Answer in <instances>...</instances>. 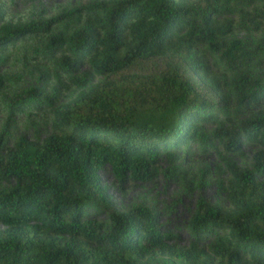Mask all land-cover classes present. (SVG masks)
Wrapping results in <instances>:
<instances>
[{
    "label": "trees",
    "instance_id": "1",
    "mask_svg": "<svg viewBox=\"0 0 264 264\" xmlns=\"http://www.w3.org/2000/svg\"><path fill=\"white\" fill-rule=\"evenodd\" d=\"M55 18L10 17L0 0V61L40 38L49 76L12 92L0 131V264H264V0H97L68 28ZM18 98L48 119L42 138L2 139ZM240 138L250 165L233 158ZM212 139L226 203L198 200L187 244L151 208L113 207L101 166L145 179L160 153Z\"/></svg>",
    "mask_w": 264,
    "mask_h": 264
},
{
    "label": "rangeland",
    "instance_id": "2",
    "mask_svg": "<svg viewBox=\"0 0 264 264\" xmlns=\"http://www.w3.org/2000/svg\"><path fill=\"white\" fill-rule=\"evenodd\" d=\"M92 1L97 0H3L10 17L34 19L36 14L47 18L53 16L56 22L50 28L56 26L58 29L72 26L85 6ZM242 34V31L237 32L238 36ZM41 40H18L12 48L7 49L6 58L0 61V131L5 125L12 92L49 83V76L39 75L36 69L42 60L41 54L34 49ZM28 98L13 101L12 104L26 106L15 114L12 122H8V134L3 133L2 139L8 141L20 134L30 139H40L49 132L48 119L29 105ZM240 114L241 111L237 110L233 116L238 117ZM215 119L219 121L221 117ZM210 127L211 124L206 123L203 129L208 130ZM238 146V153L233 155L234 160L250 165L254 147L242 138ZM220 150L219 142L212 139L210 146L203 148L192 143L187 152L176 151L171 158L160 153L155 173L145 179L119 181L108 164L101 166L97 172L115 209L121 210L130 204L149 207L157 214L160 230L171 235L169 239L177 244H187L191 239L187 220L198 200L226 203L224 191L219 184L227 176L219 156ZM174 165L176 170L184 169L185 173L176 174L172 169ZM92 215L97 220L107 219L106 210Z\"/></svg>",
    "mask_w": 264,
    "mask_h": 264
}]
</instances>
